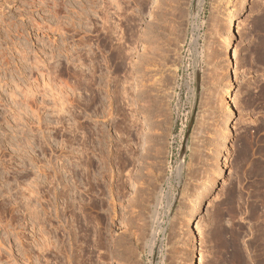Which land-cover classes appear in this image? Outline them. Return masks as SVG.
<instances>
[{
  "label": "rangeland",
  "instance_id": "rangeland-1",
  "mask_svg": "<svg viewBox=\"0 0 264 264\" xmlns=\"http://www.w3.org/2000/svg\"><path fill=\"white\" fill-rule=\"evenodd\" d=\"M47 1L48 6L0 0V55L4 52L1 58L9 61H0V137L6 134L2 146L8 150L23 129L39 135L29 129L35 125L15 127L19 111L25 121L35 116L24 105L13 110L9 93L14 82L24 86L32 78L35 84L32 63L41 59L44 43L55 39L56 48L64 43L78 52L82 65L77 62L74 71L84 81L80 86L64 77L76 89L69 108L73 115L62 117L65 122L73 116L65 122L74 130L68 134L72 202L66 208L60 186L55 200L44 196L49 184L39 199L36 194L27 202L21 196L37 169L21 167L16 156V166L0 165V264H189L184 243L193 232L182 224L212 171L225 129L216 102L226 76L223 18L233 0H118L120 9L110 7L105 24L102 0L101 7H94V0H56L61 7L55 8ZM36 25L64 30L53 37L48 30V38ZM63 25L69 26L67 32ZM21 47L29 50L25 60ZM233 56L234 136L216 191L195 219L198 264H264V0H250L237 20ZM28 67L33 69L30 79ZM138 82L142 86L131 89ZM122 89L128 100L121 99ZM13 128L19 132L12 133ZM55 137L52 145L60 150L64 131ZM39 147L34 156L45 163L49 153L43 155L45 147ZM62 175L66 180L68 174ZM43 236L53 243L50 250L43 247Z\"/></svg>",
  "mask_w": 264,
  "mask_h": 264
},
{
  "label": "bare ground",
  "instance_id": "bare-ground-1",
  "mask_svg": "<svg viewBox=\"0 0 264 264\" xmlns=\"http://www.w3.org/2000/svg\"><path fill=\"white\" fill-rule=\"evenodd\" d=\"M44 1L46 2V0H38V2L36 3V1L33 0L32 3L34 5H45L46 3ZM49 1H47V2H49L50 7L55 8V7H58L59 5L61 7V2L58 4L56 2V0H49ZM94 1H95L94 5H93L94 7H101V5H102L103 11H105V13H104L105 16L103 17V20H102L104 24L108 21V15L106 12H108V9L110 7L113 8L115 11L120 9V5H119L118 0H102V4L100 2H98V0H94ZM64 2H65V0H64ZM97 2H98V4L100 3L101 5L100 4L98 5ZM155 2H156V0H154V3ZM249 4H250V0H238V1L233 0V5L231 6L232 8L227 11L226 15L223 18L224 26L226 28L225 30L227 32V35L224 36V38L221 40L220 46H221V53L223 56V58H222L223 65H224L223 71L225 72L227 77L225 76L223 84L221 86H219L220 90L217 93V102L216 103H217V109L220 112V115L222 116L221 119H222L223 124L225 125V129L222 132L223 133L222 140L220 141L219 145L215 149L214 153L216 156H215V158H212L213 159L212 171L207 174L206 180L204 182V187L193 198V200H192V208L193 209L192 210L189 209L188 211H186L185 217L183 219L182 225L186 228L188 227L193 232L192 238L186 240V242L184 243V258H185V261L188 259L189 264H198L197 254H196L197 253L196 249H197V245H198V240H197L195 233H194L195 219L198 216L203 214L205 203L210 198V196L213 195L216 191L217 185H218L220 179L222 178L223 172H224L223 155L228 151L229 146H230L231 141H232L233 136H234L233 121H234V105H235V95H236L235 82H236L237 78L235 75L236 73L234 72V69H235L234 66L235 65H234L233 47H234L235 40H236V22L240 17H242L245 14V11L247 10ZM99 10H102V9H99ZM99 12H101V11H99ZM54 16H55V14H54ZM67 24H68V22H67ZM52 25L55 26L56 24H52ZM52 25H50V26L53 27ZM57 25H58V23H57ZM68 25H63L64 26L63 28L69 27ZM72 25L75 26V24H71L70 27H73ZM48 26H47V31L43 30L42 29L43 27L41 28L38 26L36 27V29L39 33L42 34V36H46L48 38L50 37L48 34V30H50L52 37L54 36L56 31L59 32V31L64 30L62 28L60 29V27H57V26L55 28H53V30H52V28L50 26H49L50 27L49 28ZM59 26H61V25H59ZM65 26H67V27H65ZM71 29L73 31V29H75V27L71 28ZM77 29H78V27H77ZM103 29H104V26H103ZM65 30L67 32L68 28ZM93 30H94V28H93ZM74 31H76V29ZM38 40L41 41L40 39H38ZM39 41H37V43H39ZM52 41H53V43H52ZM52 41H50L51 42V43H49L50 45L47 44V42H45L44 45L41 47V50H40L41 55L40 56H41V59L43 57H45V59H43V60L39 59L38 60V59L34 58V60L36 59L37 61L35 60V62L32 63L34 66L32 64L30 65L31 67L33 66V68L35 69L34 72L37 73V77H35L36 75H34V77H35L34 83L35 84L32 85V82L31 83L29 82L32 80V78L30 79L29 76L31 75V72L33 69L31 70L28 67L29 73L26 72V74L28 75L29 78L28 77L27 78L25 77V78L30 79V80H28L27 84L24 86L18 84L17 82L15 84V82L12 81V82H14L13 84L15 85L14 91H11L9 93V98H10V100L14 106V108L12 106L13 110H15V109L17 111L22 110V109L24 110V108H22V106L24 105L23 107L28 109L27 110V111H29L28 113L31 112L30 114L32 116H35L34 117L35 120H33L32 122L25 121L27 118L22 119L20 116V114H21L20 112H22V111H19L18 112L19 114L16 112L17 113V115L15 114L16 118H15V120H13V121H15V127L17 128L19 125H22L23 128H25L24 126L29 127L30 125L31 126L35 125L34 128H29V129H35L36 128L35 130H38L37 132H39V135H37L36 133H35V135H30V132L28 131L29 132L28 134L30 135L29 136L26 134L27 132H25L26 131L25 129L22 128L24 130L23 131L22 129L19 128L20 131L22 130L20 132V134L22 136L16 140V143H15L16 146L14 149H13L12 144H8V147L10 146L11 151L7 153V151H9L10 148L7 150L6 146H2V145H4V144H2L3 141H5V140H3V136L5 137V135H6V134H3V133H5V132H3L2 133L3 135L1 134L2 136L0 137V165H2L4 168H7L8 166L12 167L14 162H16L18 160L17 158H19L17 164H19V165L22 164V166L20 165L21 167L24 168L25 166L26 167L29 166L31 168V170L37 169L38 172H36L37 175H35V173H34L33 182H31V183H29V185L25 186L26 187V191H25L26 195H25V193L22 192L24 195H22L21 198L23 197L24 199L27 200V202L31 201V199L36 197L35 196L36 194L38 196V193H40L39 191L43 190L45 187L46 188L49 187L47 185V184H49L50 187L48 188V191H47V193H45L44 196H47L48 199H50V197H51V199L54 198L53 200H55V198L57 197L55 189H56V187L60 186V188L62 187L61 188L62 190L60 191V197L59 196L58 197L63 198L66 201V203H64V204L66 205V208H68V206L72 202V200H71V202L69 200L72 199L71 195H73V194H70L71 193L70 189L73 187H71L69 185L70 178L72 175V171L70 170V167L72 166V165L70 166V160H71V158L73 159L72 152H71L73 150V148L69 146V144L71 142L69 140L68 134L74 132V130L72 129V132H70L71 129L69 127H71L72 125H70L71 123L69 124V126H67V124H66L68 121L71 122L73 120V116H71V120H69L70 118L68 119V121L64 120L66 123L63 122V119H65V118L62 119V117L64 116V114L66 115L67 113L70 114V112H72V111H70V109L73 108V107H71V106H73L72 105L73 103L71 104L70 100L71 101L73 100V99H71V95L76 88H75V86H74L75 89L73 87H71V86H73V85L70 86L69 82H71V81L68 82V80H67L68 78L66 79L64 77L66 75H69L73 79H75L77 81V83L80 85L79 82L82 79L81 75L76 70L74 71V68L77 67L76 63L80 62L81 60H80V56H76L78 54V52H77V54L72 53L67 44L64 45V43H62L61 45H59L60 48H59V46H57L58 48H56V46L54 45V42L56 40L54 39ZM42 42H43V40H42ZM42 42H40V43H42ZM56 45H58V44H56ZM45 47L46 48L48 47V50L45 51ZM20 49H19L20 51H18V52L22 53V54L20 53V57L22 55V59L25 60L27 54H29L28 47H25V48L21 47ZM57 49L59 50V52H57ZM16 50H18V49L16 48L15 51ZM76 50L77 49H75V53H76ZM4 54L5 53L3 52L1 55H4ZM1 55H0V58H1ZM17 55H19V53ZM62 55L65 58V59H63V62L61 59V58H63ZM74 56H76V57H74ZM34 57H36V56L34 55ZM0 61H3L4 63H6V65H9V61H7L6 55L2 56ZM79 64L82 65L81 62ZM6 65H4V66H6ZM40 79H41V81H40ZM64 79H66V80H64ZM100 79L102 80L103 78L100 77ZM76 81H75V83H76ZM82 81H84V79H82ZM134 82H132L131 85H133ZM140 85L142 86V83L138 82L135 86H132L131 89H137V87ZM37 88H38V90H37ZM122 90H124V89H122ZM86 91H88V90H86ZM37 94L41 98V100H39L40 102L37 100L38 98H36ZM19 95L21 97L19 100H17V97ZM121 95L123 97L121 99L128 100L129 97H128V93L126 92V90H124L123 93H121ZM89 102H90V100H89ZM119 102H121V101H119ZM101 103H102V101H101ZM129 104H131V103H129ZM140 110L142 111L144 116L148 118L149 121H153V118L151 117L150 113L145 110L144 106H140ZM41 112L46 113L47 120L42 119V115H41L42 113ZM28 113L25 112L26 116ZM23 114H24V112H23ZM53 115L55 116V118H53ZM66 118H68V117H66ZM32 119H33V117H32ZM23 120H24V122H23ZM75 123H76V121H75ZM59 125H60V128L57 127ZM47 126H52V128L49 130ZM51 130L56 131L55 135H50ZM60 130L64 131V140H63L64 143L62 142L64 145L62 144L63 146H60L61 147L60 150H56V147L55 148L53 147L52 142H55V138H56L55 136L57 135V133ZM11 132L14 134H17L19 131L17 132V130L15 131V129L13 128V130H11ZM12 133H10V134H12ZM39 137L42 138L43 141ZM47 137H49V139ZM39 140H40V142H37ZM42 145H44V146H42ZM38 146H40L39 148L45 147V148H42L43 152L41 151L43 153V155L44 154L47 155V153H49V158L47 159L46 162L44 161L45 163L40 162L39 160H37L36 156H34L35 149ZM69 148H71L72 150L69 151L70 150ZM5 150H6V153H5ZM80 155L82 156L83 153H81ZM15 156L17 157L16 158L17 160L15 159ZM6 158H8V159L5 160ZM25 159L27 160L28 164L24 163ZM85 161H87V160H85ZM59 162H61V165H59ZM79 162L77 161L76 165ZM78 165L81 166L80 163ZM13 166H16V164ZM19 169H22V168H19ZM5 170L6 169H4V171ZM63 171H65V173L68 174V177H66V180H63L64 178L62 179V176H63L62 172ZM29 172H30V169H29ZM70 173H71V175H69ZM65 176H67V175H65ZM26 180L28 181V178ZM23 190H25V189H23ZM42 196H43V194H42ZM38 199H39V196H38ZM63 199H61V200H63ZM64 200H63V202H65ZM52 203H53V201H52ZM68 203H70V204H68ZM40 204H38V205H40ZM38 205H36V206H38ZM48 205L50 206L52 204L50 203ZM26 206H28V205H26ZM33 206H34V204L30 207H33ZM12 207H13V205H12ZM36 208H38V207H36ZM43 209H44V207H43ZM12 210H13V208H12ZM15 210H16V208H15ZM33 211H34V209H33ZM40 212H42V211H40ZM44 212H45V210H44ZM45 214H46V212L44 213V215ZM34 215H35V213H34ZM36 215H38L37 212H36ZM154 221H156V220H154ZM39 225H41V224H39ZM43 227H45V226H43ZM42 234H43V232H42ZM43 235H45V234H43ZM45 236H43L41 238L43 241L42 245H44L43 247H45L47 250H50L51 249L50 247L53 243L51 244V242H48V240L46 239ZM39 237H40V235H39ZM49 238H50V236H49ZM153 239L155 240L154 237H153ZM153 239H152V242L154 241ZM152 242H151V244H154ZM48 244H51V245L49 246ZM48 262H49V260L47 261V263Z\"/></svg>",
  "mask_w": 264,
  "mask_h": 264
}]
</instances>
